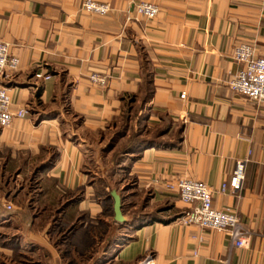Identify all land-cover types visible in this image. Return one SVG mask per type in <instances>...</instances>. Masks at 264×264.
I'll return each mask as SVG.
<instances>
[{"label":"crops","instance_id":"0c3cea01","mask_svg":"<svg viewBox=\"0 0 264 264\" xmlns=\"http://www.w3.org/2000/svg\"><path fill=\"white\" fill-rule=\"evenodd\" d=\"M83 1L0 0V41L19 59L4 86L12 109L27 111L0 128V227L13 229L0 254L32 264H264V105L228 86L242 69L238 45L264 57V0H92L109 5L104 17L84 13ZM140 2L159 16L139 17ZM93 73L106 87L90 83ZM238 161L246 179L236 192ZM181 178L206 183L216 209L238 213L249 248L180 222L191 207L166 186ZM103 181L126 189L122 225Z\"/></svg>","mask_w":264,"mask_h":264},{"label":"built area","instance_id":"2783aa9c","mask_svg":"<svg viewBox=\"0 0 264 264\" xmlns=\"http://www.w3.org/2000/svg\"><path fill=\"white\" fill-rule=\"evenodd\" d=\"M81 10L89 15L97 17L106 16L110 7L108 4L98 3L92 0H84ZM139 17L154 20L160 14L157 4L140 2L135 7ZM234 59L242 65V69L228 82L230 89L241 96L247 97L264 105V57H258L255 49L249 44H240L236 47ZM19 66V59L10 53L9 46L0 41V128H8L15 120L26 117L25 109H12L11 98L4 83L9 81ZM34 78L48 80V75L34 74ZM92 85L104 88L107 85V77L93 73L89 76ZM185 99V95H182ZM234 191L243 184L246 179V161H238L232 174ZM167 189L177 193L181 202L191 208L180 217L183 225H195L204 229L226 233L231 242V247L246 249L251 245L253 233L244 225L239 215L231 210H219L214 207L213 191L204 182L189 178H181L167 184ZM229 190L227 184L222 185V192ZM7 210L11 206L7 205ZM224 264H229V260Z\"/></svg>","mask_w":264,"mask_h":264},{"label":"rangeland","instance_id":"374dc122","mask_svg":"<svg viewBox=\"0 0 264 264\" xmlns=\"http://www.w3.org/2000/svg\"><path fill=\"white\" fill-rule=\"evenodd\" d=\"M118 152H124V149L120 148ZM104 167L106 164L103 165ZM107 167V166H106ZM109 167V165H108ZM108 176V175H107ZM109 181H103V183H107V186L109 187L108 189L112 188L115 189L118 194L120 195L121 198L126 193V189H120V185H118L116 182H113V184L108 185ZM127 189L131 188L129 186L126 187ZM109 191V190H108ZM108 203L112 205V200H110ZM154 215H161L159 212H155ZM108 221H112V213H109V218ZM5 238V240L8 242L7 244H11L13 241V229L11 227H0V239L2 240ZM34 261V260H33ZM33 261L31 262L29 259L21 258V259H16L12 254L6 255L5 257L0 254V264H32Z\"/></svg>","mask_w":264,"mask_h":264},{"label":"water","instance_id":"95a60500","mask_svg":"<svg viewBox=\"0 0 264 264\" xmlns=\"http://www.w3.org/2000/svg\"><path fill=\"white\" fill-rule=\"evenodd\" d=\"M110 197L113 200L114 221L119 224H124L126 221L122 214V200L115 189L110 192Z\"/></svg>","mask_w":264,"mask_h":264},{"label":"trees","instance_id":"16d2710c","mask_svg":"<svg viewBox=\"0 0 264 264\" xmlns=\"http://www.w3.org/2000/svg\"><path fill=\"white\" fill-rule=\"evenodd\" d=\"M119 225H122V224H119Z\"/></svg>","mask_w":264,"mask_h":264}]
</instances>
